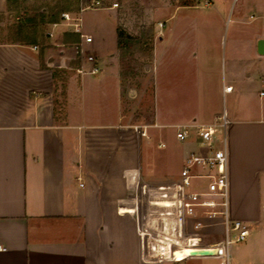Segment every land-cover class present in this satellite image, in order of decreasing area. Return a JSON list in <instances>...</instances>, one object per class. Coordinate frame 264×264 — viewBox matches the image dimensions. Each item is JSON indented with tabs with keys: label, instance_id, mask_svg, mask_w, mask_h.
<instances>
[{
	"label": "crops",
	"instance_id": "1",
	"mask_svg": "<svg viewBox=\"0 0 264 264\" xmlns=\"http://www.w3.org/2000/svg\"><path fill=\"white\" fill-rule=\"evenodd\" d=\"M254 10L261 21L255 47L263 88L258 42L264 39V0ZM78 30L76 48L86 43ZM243 38L236 36L229 59L226 45L224 61L221 35L198 36L192 46L157 33L144 98L126 89L119 59L117 71L106 72L97 62L101 73L92 75L81 60H55L57 44L0 40V264H145L135 219L121 210L131 213L138 179L168 181L142 175L139 141L150 129L213 123L222 115L219 99H233L236 88V103L225 114L232 119L231 214L246 226H261L244 245L242 264H264V92L247 85L251 59L235 51ZM110 129L116 133L106 134ZM110 135L118 140L119 156L102 148ZM184 142L185 164L200 147L196 137ZM115 179L123 190L116 191Z\"/></svg>",
	"mask_w": 264,
	"mask_h": 264
},
{
	"label": "rangeland",
	"instance_id": "2",
	"mask_svg": "<svg viewBox=\"0 0 264 264\" xmlns=\"http://www.w3.org/2000/svg\"><path fill=\"white\" fill-rule=\"evenodd\" d=\"M258 2L259 0H8L7 2L0 0V9L4 11L0 14V40L11 42L20 40L33 45L47 44V42L57 44L53 53L55 60L78 59L89 70L93 66L86 60L89 56L97 58L98 64L106 72L108 70L117 71L120 62L128 81L126 89H134L138 97L144 98L148 94L145 86L148 75L147 68L150 63L149 55L157 33L161 32V35L169 37L173 41L180 36L181 43L192 46L198 36L219 37L221 35L224 61L226 45L227 59H229L231 49L235 46L236 36L239 35L244 38L241 39L242 43L236 47L235 51L240 52V55L241 53L247 54L251 59L248 74L252 73L253 76L247 85L259 93L260 90L264 92V87L261 88V79L256 73L258 69L256 61L259 57L255 47L256 32L261 21L254 7ZM184 5L187 7H183ZM7 8L8 10H6ZM63 14H69L71 21L64 20ZM238 20L243 22V25H238L236 23ZM160 23L164 24V29L159 27ZM75 24H79L80 28ZM76 28L79 29L83 41L88 35L94 39L91 44L78 45L80 54L75 46V42L80 39L75 32ZM119 28H123L129 35L137 38L134 44L124 47L123 50L118 49ZM73 31L74 33H72ZM58 44L64 47L58 49ZM245 46L247 49H243ZM161 47L162 45H159L158 53L161 52ZM62 51L65 52V57L61 55ZM229 68L228 61V73ZM157 72L156 70V75ZM237 91L236 88L233 99H224L223 97L219 99L221 114L231 111V107L236 103L234 97H236ZM161 97L162 89L159 85L158 100L155 106L160 118L162 117ZM150 101L149 98L143 102V111L149 105L151 106ZM227 120L230 122L232 119L228 117ZM113 132L116 133L110 129L106 131V134ZM149 133V138H143L138 144L142 175L152 181L179 180L184 164L182 152L185 142L177 138L176 131L173 129H150ZM160 134L161 136H159ZM160 139L166 143L165 148L159 147ZM91 146L97 147V145ZM99 147L101 149V144ZM102 148H106L104 150L108 154L115 153L119 156L121 153L118 140L113 135L108 137ZM112 173L117 177L116 172L112 171ZM114 183L118 186L115 188L116 191L123 190L120 188L121 182L115 179ZM207 186L208 180L194 179L190 191L199 192L205 190ZM247 228L250 232L247 240L242 243H233L230 247L231 264H242L247 260L244 245L255 237L261 226L248 224ZM192 230L193 224L189 220L188 231ZM199 234L204 243H215L224 239V227L217 225L204 228ZM187 263L222 264V259L220 257H204L189 259Z\"/></svg>",
	"mask_w": 264,
	"mask_h": 264
},
{
	"label": "built area",
	"instance_id": "3",
	"mask_svg": "<svg viewBox=\"0 0 264 264\" xmlns=\"http://www.w3.org/2000/svg\"><path fill=\"white\" fill-rule=\"evenodd\" d=\"M62 17L71 21L69 14ZM75 26L79 27L78 24ZM84 39L87 44L93 42L91 37ZM77 50L80 54V49ZM86 60L93 65L90 74L101 73L97 58L89 56ZM232 90V87L225 88L226 92ZM229 124L227 116L222 114L210 124L195 122L177 126L179 140L188 141L196 137L200 147L188 155L180 179L163 183L138 179L131 213L125 214L122 210L121 213L135 219L145 264H191L187 263L189 259L204 257H220L222 264H231V245L245 242L249 237L245 223L233 219L231 214ZM160 147L164 148L165 144H160ZM194 179L208 180L207 188L199 192L190 191ZM189 220L193 224L191 232L188 231ZM217 221L224 227V239L204 243L199 232L216 225ZM202 251H215V255L195 254Z\"/></svg>",
	"mask_w": 264,
	"mask_h": 264
},
{
	"label": "trees",
	"instance_id": "4",
	"mask_svg": "<svg viewBox=\"0 0 264 264\" xmlns=\"http://www.w3.org/2000/svg\"><path fill=\"white\" fill-rule=\"evenodd\" d=\"M136 41H137V38L129 35L123 28H119V31H118L119 49L123 50L124 47L131 46Z\"/></svg>",
	"mask_w": 264,
	"mask_h": 264
},
{
	"label": "water",
	"instance_id": "5",
	"mask_svg": "<svg viewBox=\"0 0 264 264\" xmlns=\"http://www.w3.org/2000/svg\"><path fill=\"white\" fill-rule=\"evenodd\" d=\"M258 52L259 54L264 55V39L258 42ZM195 254L203 255V256H213L215 255V251H202Z\"/></svg>",
	"mask_w": 264,
	"mask_h": 264
}]
</instances>
